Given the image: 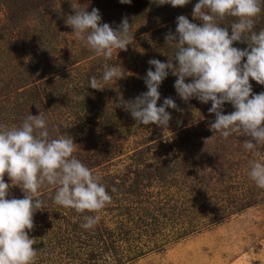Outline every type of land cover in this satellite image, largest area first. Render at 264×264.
Here are the masks:
<instances>
[{"label":"rangeland","instance_id":"rangeland-1","mask_svg":"<svg viewBox=\"0 0 264 264\" xmlns=\"http://www.w3.org/2000/svg\"><path fill=\"white\" fill-rule=\"evenodd\" d=\"M197 2L191 0L183 13L184 6L174 8L168 4L166 9L193 19L192 10ZM72 3L89 12L98 8L101 23H109L114 29L127 17L132 24V44L127 51L114 50L109 62L77 38L71 26L65 23L70 13H65L59 26L60 34L49 42L46 52L51 68L47 71L49 78L66 82V90L49 98H60L63 102H52L48 110L39 106L37 115L40 111L44 113L52 137L63 135L74 139L73 155L89 157L90 162L83 164L93 167L90 170L99 175L100 183L106 184L105 180L114 177L121 186L109 193L112 202L98 213H77L56 205L52 199L55 187L42 186L39 195L46 209L34 215V229L29 233L37 250L34 264H264V189L258 188L248 175L252 161L264 163V146L255 152L249 151L243 147L247 137L233 134L224 139L220 133L210 131L209 121L215 119V114L208 111L211 103L207 106L197 99L185 103L172 93L169 97L183 111L167 109L172 116L168 128L155 124L135 128L125 124L115 129L109 124L103 127V122L94 124L89 118L91 134L87 129L86 132L76 129L75 126L86 127L90 122L76 115L73 107L76 97L81 99L87 95V88L95 96L94 89L89 87L90 78L100 72L95 76L98 83L105 86L104 89H116L114 101L109 105L115 111H122L123 108L118 107L119 99L129 100L125 95L126 86L131 83L139 86L135 81L138 75L144 77L148 68L153 67L146 58L161 56L163 49L157 41L163 40L171 30L172 21L159 24V20L156 22L159 15L148 13L147 18L137 19L143 20L139 23L135 14L123 9L120 0H72ZM69 5L71 0H56L52 10L56 13ZM261 7L254 28L257 32L264 28V4ZM230 20L231 17H227L218 23L222 21L224 27H230L236 18ZM192 21L202 24L199 20ZM141 26H147L144 33ZM229 32L231 34L230 28ZM19 44L20 50L15 51L13 45L9 49L15 60L26 56L31 47H23L22 41ZM237 45L234 42L233 46ZM241 47L246 48L247 44L241 43ZM109 63L125 70L126 77L118 81L114 78L104 85L102 74ZM169 80L167 86L172 85ZM250 82L255 89L260 86L254 80ZM50 87L55 92L54 87ZM162 104L158 101V106ZM227 105L232 106L226 103L224 110ZM9 127H17V124ZM72 127H75L74 133ZM209 137L212 138L205 144V138ZM104 149L110 156L102 158ZM189 150L192 154L198 150L204 156L192 157L193 164L188 159L183 163L182 160L191 155ZM168 160L173 164L171 167L161 168L158 175L152 173ZM93 162L96 163L92 165ZM138 178L143 180H138L140 190L131 192L128 184ZM4 179L11 184L7 175ZM20 190L19 186H12L9 198H23ZM85 215L100 217L90 235L80 227Z\"/></svg>","mask_w":264,"mask_h":264},{"label":"clouds","instance_id":"clouds-1","mask_svg":"<svg viewBox=\"0 0 264 264\" xmlns=\"http://www.w3.org/2000/svg\"><path fill=\"white\" fill-rule=\"evenodd\" d=\"M152 2L175 8L186 6L190 0ZM120 3L131 4L132 0ZM71 7L75 14L67 16L66 25L109 62L114 50L127 51L132 44V24L127 17L114 29L109 23H101L98 8L81 10L72 0ZM261 11V0H198L192 17L202 24L186 15L177 16L175 32L165 34V44H175L174 60L150 59L148 63L154 70L149 67L143 77L147 91L132 100L121 97L118 107L140 125L168 128L172 116L167 109L183 111L172 97L164 98L158 106L159 89L171 74L177 77L174 88L185 103L192 99L211 102L208 111L215 114V119L209 121L210 131L220 133L224 139L237 133L247 137L243 147L249 151L264 146V92L254 93L250 82L264 85V28L254 31ZM229 16L236 20L230 27H222L218 21ZM234 42L246 43L247 47H235ZM125 77V70L116 64L105 65L104 85ZM89 85L99 91L105 88L95 76ZM226 103L234 111L225 114ZM212 137L205 138V144ZM75 145L74 139L51 136L42 111L28 115L19 127L0 125V264H34L37 250L29 233L34 229V215L46 209L39 195L42 186H54L53 202L77 213H98L112 202L99 175L73 155ZM5 175L11 184L5 182ZM248 175L258 188L264 189V163L252 161ZM12 186L21 188L23 198H9ZM111 191L115 192V187ZM99 219L98 215H85L80 227L92 229Z\"/></svg>","mask_w":264,"mask_h":264},{"label":"trees","instance_id":"trees-1","mask_svg":"<svg viewBox=\"0 0 264 264\" xmlns=\"http://www.w3.org/2000/svg\"><path fill=\"white\" fill-rule=\"evenodd\" d=\"M263 4L264 0H261V6ZM120 5L124 7L123 9H125L126 12L135 14V20L139 23H141L143 20L138 21L137 19H141L142 17V19L147 18L146 15L148 13L154 14V16L159 15L157 21L153 19L154 22L160 21L159 24H164L168 21H172L171 23L173 24L171 25L170 23V27L171 30L175 32L176 17L179 16V14L176 13L175 15V12L166 9L168 4L157 6V4L153 3L152 0H132L131 4L121 3ZM55 6L56 0H0V15H2L0 17V125L6 126L9 129L11 128L9 126L13 124H17V127H19L28 115H34V113H36L37 115V108L39 106H42L43 109L48 110L52 102L58 104L63 102L60 101V98H49L54 93L63 92L64 90H66V82L54 78H49V74H47V71H51V68H49L47 64L48 54L46 52L49 48V42L55 41L58 37V34H60L61 29L59 26L62 22L63 15H65V13L67 12L72 14L74 12V9H72L71 5H69L59 9L60 11L57 10V12L55 13L52 10V8ZM188 8L189 7L187 6L181 8L182 13L183 10L186 11L188 10ZM171 13L173 14L172 17ZM188 18L190 20H193L189 16ZM234 18L235 17H231L232 20H234ZM33 20L35 22H33L34 24L31 25V22ZM221 22L219 23L222 24V27H224V22ZM146 28L147 26H141V32L144 33L143 31ZM143 37H146V35H144ZM21 41L24 45L23 47L27 45H31V47L28 49L26 56L15 60L16 58H14V56L9 53V49L13 45L15 47V51L20 50L22 46L20 44L18 45V43H21ZM4 42L6 43V46L3 45ZM157 42L163 49V51L160 53L161 56H158L159 60L163 62H167L169 58L174 60L175 44H165V37L163 40L160 39ZM236 43H238L236 47L242 49L241 43ZM138 44H140V42H138ZM149 60L150 58H146V62H148ZM99 75L100 72H96L95 76ZM52 79L54 80L52 81ZM169 79L171 80L172 85L167 86L166 81ZM176 79L177 77L169 74V76L163 81L159 89V91L161 92L160 100L162 102L164 98L169 97L172 93L177 96L176 90L173 86V83ZM135 81L139 82V86H137L136 83H131L130 85L132 86L127 85L126 92L124 90L125 95L129 100H132L140 93L147 91V87L145 85L142 74L138 75V78ZM50 85L54 87L55 92L54 90H51ZM252 87L253 90L256 91L254 93L258 94V92H264V85H260L256 89L254 88V86ZM170 88H172L173 90ZM87 91V95H85L81 99H77V97L75 98L76 103L73 107L75 109L74 113L76 115L85 117L87 122L90 121L89 118H91L94 124L103 122V127L108 124L113 126L115 129H120L125 124L135 128L141 127L142 124H138L131 117L129 112H126L124 110L115 111L110 106V101H114L113 98L116 95V92L114 93V91H116V89H112L110 87L108 89H104V91L94 89L93 92L95 93V96L89 93V88H87ZM207 106H210V104H207ZM226 107L228 108L224 110L225 112L234 111L233 106L229 107V105H227ZM90 123L91 121L87 123L86 127L82 124L78 125V127H75L78 131H85L87 129V133L91 134L92 127L89 128ZM75 127L71 128L73 133L75 132ZM237 135H239V133H237ZM103 151H105V153L103 154L102 158L104 157V155H106V157L110 156L107 150L104 149ZM97 152L98 151L95 152V158L98 156ZM188 152H190L193 156L187 155L186 158L182 160L183 163L190 160L191 164H193L192 157L196 156V158H198L199 155H203L199 153L198 150L196 152L194 151L193 154L191 150H189ZM77 157V159H79L84 164L90 162V160H88L89 157ZM170 161H166V164H164V166L158 167L157 172L156 170H153L152 173L157 174L158 171L161 170V168L171 167L173 164L169 163ZM94 163L96 162H93L92 165ZM91 168L93 167L91 166L89 169ZM138 180L143 181L138 178L134 183L128 184V189L132 190L131 192L135 190L136 193L137 190H140V184ZM104 182H106V184H102L105 185L106 190L109 193H113L111 191L113 187L117 189L121 186V184H118L116 178L114 177L107 179ZM123 185H126L125 182L123 183ZM20 192H22V190H20ZM84 232L85 234L90 235L91 229H88Z\"/></svg>","mask_w":264,"mask_h":264}]
</instances>
